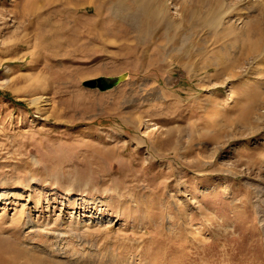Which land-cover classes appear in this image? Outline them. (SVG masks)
<instances>
[{"label": "rangeland", "instance_id": "obj_1", "mask_svg": "<svg viewBox=\"0 0 264 264\" xmlns=\"http://www.w3.org/2000/svg\"><path fill=\"white\" fill-rule=\"evenodd\" d=\"M119 1L0 0V264H264V0Z\"/></svg>", "mask_w": 264, "mask_h": 264}, {"label": "bare ground", "instance_id": "obj_2", "mask_svg": "<svg viewBox=\"0 0 264 264\" xmlns=\"http://www.w3.org/2000/svg\"><path fill=\"white\" fill-rule=\"evenodd\" d=\"M133 3L136 7V12H134L135 10H133V8H132L133 11L132 12L130 8L124 5L125 0H121L118 2V4L116 5L117 6L116 9L119 12V18L126 19L127 16H129L136 23L137 30L140 32L142 38H144L143 37L144 35H146L145 37H147V34L151 31V26H150L151 21L157 15V11L153 10L150 3L147 4L148 2H146L145 4L140 0H134ZM168 24L170 27H172L169 22ZM38 101L39 100H34V102H38ZM234 102H235V98L234 95H232L230 99V103H234Z\"/></svg>", "mask_w": 264, "mask_h": 264}, {"label": "water", "instance_id": "obj_3", "mask_svg": "<svg viewBox=\"0 0 264 264\" xmlns=\"http://www.w3.org/2000/svg\"><path fill=\"white\" fill-rule=\"evenodd\" d=\"M120 81H121V78L119 79H99L97 81L87 83L85 87L89 89H93V90L98 89L101 92H106L116 87Z\"/></svg>", "mask_w": 264, "mask_h": 264}]
</instances>
